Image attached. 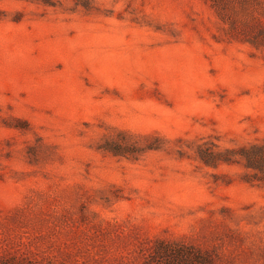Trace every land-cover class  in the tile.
<instances>
[{
	"label": "rangeland",
	"instance_id": "374dc122",
	"mask_svg": "<svg viewBox=\"0 0 264 264\" xmlns=\"http://www.w3.org/2000/svg\"><path fill=\"white\" fill-rule=\"evenodd\" d=\"M249 1L0 0V262L264 264V174L198 152L264 141V49L226 33Z\"/></svg>",
	"mask_w": 264,
	"mask_h": 264
},
{
	"label": "trees",
	"instance_id": "16d2710c",
	"mask_svg": "<svg viewBox=\"0 0 264 264\" xmlns=\"http://www.w3.org/2000/svg\"><path fill=\"white\" fill-rule=\"evenodd\" d=\"M76 1L84 3V0ZM215 1H217L219 7L218 13L222 20L225 21H228V18H226V7L228 4L239 3L243 9H248L250 5L249 0ZM261 15L264 17V8L261 11ZM226 33L232 39L248 42L256 48L264 49V23L246 24L242 27L237 20L230 19ZM198 152L199 159L206 165L216 166L222 161L232 163L239 156L242 158L245 167L258 170L264 174V141L262 143L252 144L249 147H240L237 149L227 148L219 152L214 151L207 145L199 144ZM0 264L17 263L0 262ZM29 264L35 263L31 262ZM46 264L56 263L48 261ZM142 264H217V260L211 251L200 250L198 247L183 241L159 239L150 248Z\"/></svg>",
	"mask_w": 264,
	"mask_h": 264
}]
</instances>
